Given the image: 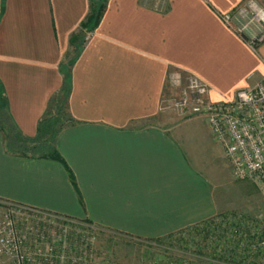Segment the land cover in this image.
Here are the masks:
<instances>
[{"label": "crops", "instance_id": "0c3cea01", "mask_svg": "<svg viewBox=\"0 0 264 264\" xmlns=\"http://www.w3.org/2000/svg\"><path fill=\"white\" fill-rule=\"evenodd\" d=\"M90 1L0 0V106L24 135L36 133L62 86L69 38ZM98 1L99 22L70 67L77 123L57 138L73 180L58 161L8 153L0 132V203L161 239L226 210L189 138L206 130L220 147L205 119L163 112L162 103L182 98L190 75L213 102L253 87L264 76V41L250 46L222 20L247 0Z\"/></svg>", "mask_w": 264, "mask_h": 264}, {"label": "built area", "instance_id": "2783aa9c", "mask_svg": "<svg viewBox=\"0 0 264 264\" xmlns=\"http://www.w3.org/2000/svg\"><path fill=\"white\" fill-rule=\"evenodd\" d=\"M222 20L250 46L264 41V9L257 0H247ZM208 93L207 85L190 75L183 97L164 101L161 110L202 116L234 178L264 188V76L253 87L238 89L230 100L213 102ZM215 222L211 239L228 249L221 248L228 259L264 264V218L229 214ZM98 232L85 220L0 203V258L13 264H96Z\"/></svg>", "mask_w": 264, "mask_h": 264}, {"label": "rangeland", "instance_id": "374dc122", "mask_svg": "<svg viewBox=\"0 0 264 264\" xmlns=\"http://www.w3.org/2000/svg\"><path fill=\"white\" fill-rule=\"evenodd\" d=\"M203 125L206 127L204 122ZM201 132H189V138L202 159V168L209 176L215 175L212 178L215 196L226 209L221 214L264 218V188L251 180L235 179L220 147L210 138L207 140L206 130L203 135ZM216 224L214 218L207 223L206 230L199 227V230H185L157 240L100 231L95 238L96 264H247L233 260V256L228 259L222 253L223 250L228 253V249L211 239Z\"/></svg>", "mask_w": 264, "mask_h": 264}, {"label": "trees", "instance_id": "16d2710c", "mask_svg": "<svg viewBox=\"0 0 264 264\" xmlns=\"http://www.w3.org/2000/svg\"><path fill=\"white\" fill-rule=\"evenodd\" d=\"M103 7V2L91 0L89 13L81 23L79 30L71 34L69 38L71 51L66 57L67 61L65 65L61 69L63 71L62 86L49 99L47 108L39 119L36 133L33 136L24 135L19 130L8 112L7 105L0 106V132L4 138L6 151L23 158L58 161L65 167L71 180H73V174L57 149L59 133L77 123L69 113L67 104L70 91V67L86 43V34L97 26ZM219 216L223 215L221 213L217 214L187 230H199L200 228L206 230L207 223L214 221V218Z\"/></svg>", "mask_w": 264, "mask_h": 264}]
</instances>
